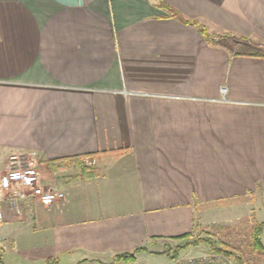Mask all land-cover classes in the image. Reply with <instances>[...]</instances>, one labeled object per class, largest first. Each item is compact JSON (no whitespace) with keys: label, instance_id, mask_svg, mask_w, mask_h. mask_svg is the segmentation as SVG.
I'll return each mask as SVG.
<instances>
[{"label":"crops","instance_id":"crops-1","mask_svg":"<svg viewBox=\"0 0 264 264\" xmlns=\"http://www.w3.org/2000/svg\"><path fill=\"white\" fill-rule=\"evenodd\" d=\"M166 1L213 39L156 0H0V173L23 156L59 195L4 205L5 239L31 221L81 262L177 264L211 251L172 258L197 230L264 222V0Z\"/></svg>","mask_w":264,"mask_h":264},{"label":"rangeland","instance_id":"rangeland-1","mask_svg":"<svg viewBox=\"0 0 264 264\" xmlns=\"http://www.w3.org/2000/svg\"><path fill=\"white\" fill-rule=\"evenodd\" d=\"M235 44L237 45V43ZM261 47L263 49L264 45ZM241 48L242 47H239V50ZM82 159L83 158L79 161H82ZM83 160V164L86 166L90 167L93 165L92 161L86 159ZM65 163L75 165V170H70V173H72V177H70L71 179L75 178V173L82 171L79 165L80 162L74 163L70 161ZM50 176H52L51 173H45L44 178H42L44 185L50 186L49 184L52 179ZM55 177L57 180L59 179L63 182L68 181L69 179L68 177L64 178L63 175H60L61 179L58 178V175ZM35 215L37 216V213H35ZM254 220L255 218L248 221L242 217L229 225H217L205 228L207 231H205V229L204 231L197 230L192 237V242L195 240H209L212 241L215 248L222 249L227 251V253H232L237 257H241L247 262V264H264L262 256L258 255L253 250L252 229L255 227L256 223H260L256 222V220L254 222ZM32 221L33 223H37L38 218L35 217ZM2 222H4L3 219L1 223ZM31 224L32 222L30 221V224L26 227H12V229H8L10 231L8 232L10 234V239H5L6 237L1 236L0 234V264H88L86 261L81 262L83 253H85L84 250L78 251L75 249L76 247L69 250H59V247H55L56 245L49 235H46V233H43L38 227ZM203 244L208 245L207 242ZM202 250L200 249L199 253ZM226 257L230 259L232 264H237L233 258L227 255ZM144 264L158 263L145 262Z\"/></svg>","mask_w":264,"mask_h":264},{"label":"built area","instance_id":"built-area-1","mask_svg":"<svg viewBox=\"0 0 264 264\" xmlns=\"http://www.w3.org/2000/svg\"><path fill=\"white\" fill-rule=\"evenodd\" d=\"M222 92H225V88ZM11 160L10 169L0 173V224L4 205H8L16 215H21L23 204L31 197H37L44 206H51L59 199L52 186L43 187L42 173L36 165L28 163L23 156H14ZM16 172L21 174V179L11 178V174ZM45 198L50 199V203H46ZM177 264H232V262L226 255L212 251L198 257L179 259Z\"/></svg>","mask_w":264,"mask_h":264},{"label":"trees","instance_id":"trees-1","mask_svg":"<svg viewBox=\"0 0 264 264\" xmlns=\"http://www.w3.org/2000/svg\"><path fill=\"white\" fill-rule=\"evenodd\" d=\"M156 1H157V6L159 7V9H162L165 12H167L169 17L175 18L184 24H187L190 26H195L199 29L201 34L203 36H205L208 40L213 39V35L209 34L205 25H203L202 23H200L198 21L185 18L178 10H176L174 7L169 5L166 0H156ZM232 37H233L232 40H234L236 43H240L238 45L242 46V43L240 41L245 40L244 38L236 37V36H232ZM83 161H84L83 159H82V161H79L80 162L79 165H80L81 170H82L81 171L82 177L93 178L95 176V173L93 172V170H91V168H89L88 166L83 164L84 163ZM263 229H264V222L256 223L255 227L252 229V245H253L254 252L257 253L258 255L262 256V258L264 259V245L261 242V234H262ZM205 242H207V244L210 246L211 251L227 255V256L233 258L237 264H247V262L243 258L237 257V256L233 255L232 253H227V251H224L222 249L215 248L212 244V241H209V240H195L194 242H192L190 244H186L183 247H178L174 251L172 258L173 259L178 258L179 253L191 245L199 246ZM140 250L141 249H137L134 253H125L123 255H118L113 259L112 263H110V264H118L120 262H124L126 264H134L136 261L135 254L137 252H139Z\"/></svg>","mask_w":264,"mask_h":264},{"label":"clouds","instance_id":"clouds-1","mask_svg":"<svg viewBox=\"0 0 264 264\" xmlns=\"http://www.w3.org/2000/svg\"><path fill=\"white\" fill-rule=\"evenodd\" d=\"M11 178L14 179V180H19V179H21V174L18 173V172H16V173H12V174H11ZM27 182H30V181H27ZM45 202H46V203H50V199L45 198Z\"/></svg>","mask_w":264,"mask_h":264}]
</instances>
